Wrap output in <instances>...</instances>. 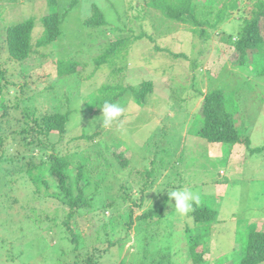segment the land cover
Masks as SVG:
<instances>
[{"label": "rangeland", "instance_id": "1", "mask_svg": "<svg viewBox=\"0 0 264 264\" xmlns=\"http://www.w3.org/2000/svg\"><path fill=\"white\" fill-rule=\"evenodd\" d=\"M71 1L58 0L60 14ZM149 1L78 0L63 34L43 55L23 61L11 59L0 28V86L7 93L0 134H8L0 144V264H239L250 230L264 221V152L198 132L205 93L222 88L243 137L264 145V45L248 51L246 64L234 63V43L255 0L235 7L234 0H194L201 20L213 22L225 11L216 26L172 20ZM94 5L106 23L86 24ZM0 6V25L33 15V36H40L48 0H0ZM260 28L264 35V18ZM114 42H121L118 51L98 65ZM62 58L77 61V70L60 77ZM145 80L153 89L139 101L131 87L139 90ZM117 85L125 90L112 103L124 111L105 128L93 96L108 97L101 88ZM68 111L64 133L37 131L44 115ZM53 155L70 159L72 180L80 165L89 172L83 199L90 203L73 213L51 195L61 192L50 170ZM173 190L199 194L192 209L215 208L217 219L201 224L191 210L180 214L175 199H167ZM163 204L162 215L141 217ZM196 235L202 243L193 250Z\"/></svg>", "mask_w": 264, "mask_h": 264}, {"label": "trees", "instance_id": "2", "mask_svg": "<svg viewBox=\"0 0 264 264\" xmlns=\"http://www.w3.org/2000/svg\"><path fill=\"white\" fill-rule=\"evenodd\" d=\"M193 1L194 0H150L148 4L159 10L165 17L179 21L181 23H188L192 21V23L196 24L197 26L202 24L216 26L217 23L224 18L225 11L220 10L217 12L213 22H210L208 19H199L195 11L198 8V5L197 3L194 4ZM48 2L49 9L48 11H45L44 15L41 17L43 31L40 36H36V38L33 36V29L36 26V18L33 15L12 24L0 25L1 29L3 27L5 29V41L7 43V50L9 51L11 59L23 61L33 54L43 55L45 49L63 34L62 24L68 14L71 13L72 9H74L78 4V0H72L62 15L60 14V11L57 7L58 0H48ZM238 2L239 0H234L233 6H238ZM249 8V16L245 18L244 25L242 26L237 40L234 43L236 51L239 52V56L234 60V63L238 65L246 64L248 61L247 53L249 50L262 49L264 45V35L260 28V23L262 18H264V0H255V2ZM3 11L4 9L0 6V20L3 18ZM94 11L95 12L85 21L86 24L100 25L106 23L105 16L97 5H94ZM193 31L195 33H200V35L207 33L206 28H194ZM120 43L121 42H114L111 44L105 54L96 59L97 64L101 65L102 63L109 61L108 57L112 53L118 51ZM57 65L58 75L63 77L75 72L77 70L78 62L73 61L71 58H62L57 61ZM153 85L154 84L151 80H145L139 90L134 87L131 88L136 99L139 101H144L146 95L153 89ZM118 89H120L119 85L101 88L100 91L104 93L109 91L107 93L108 97L99 98L98 96H93V105L96 107L100 106L99 108H101L102 111V106L105 101L112 103L119 95V92H117ZM114 90L115 92H113ZM124 90L125 89H122L121 93L124 92ZM5 95H7V93L3 90V87L0 86V105L3 106V108L0 107V113L3 112L1 116L4 115L6 110L3 102L6 100ZM21 100L18 101L16 105H18ZM201 113L203 125L200 126L198 132L207 140L212 142H224L228 144L245 142L250 153L264 152V145L254 146L252 145L249 136L243 137L242 132L236 124L234 112L228 109V103L224 89L214 88L208 90L205 93ZM31 119L36 125H40L38 117L32 116ZM41 120L44 124L42 127L38 128L37 131L39 133L48 134L51 131L64 133L67 129V123L70 120V112H55L46 114L41 118ZM32 129H35L34 126H31L25 131L30 132ZM97 133L98 132H95L91 135L84 133L83 137L93 139ZM7 135L8 134L4 136L0 134V144L3 143ZM117 155L122 157V153L121 155ZM123 160L126 161L124 158ZM70 165L71 161L68 157H59L57 155H53V160L50 164V170H52L57 176V181L60 185L61 192L52 193L51 195L60 198L62 203L68 204L73 213L80 207L90 203L89 200L83 199L84 187L89 183V172L83 170L82 165H80L77 177L72 180L70 173L66 172ZM147 172L150 173V171ZM37 178L40 179V177ZM44 182L47 186L50 185L48 180L44 179ZM75 186L79 189V193L76 195H74L73 192ZM167 199H169V196H167ZM110 204L111 203H109L108 206H110ZM164 207L165 204H163L159 209H151L146 213H143L141 217L143 219H147L148 217H154L155 215L160 216L162 215ZM72 213H70V216ZM189 213L194 216L195 221L200 222L201 224H209L218 217L217 209L208 206H197L196 204ZM66 224L68 225L71 233L75 236V226L73 224L71 225L69 221H66ZM131 224H133V220ZM199 236L200 235H196L195 242L191 245L193 250L194 246H198V244L202 243L201 240H198ZM72 241H74V243L76 242L75 240ZM244 246V253L241 255V261L239 264H259L264 261V221L260 225L256 224L252 227L249 232L248 240L245 242ZM201 252L202 251L197 253L198 260H201L202 258ZM88 264L94 263L89 262Z\"/></svg>", "mask_w": 264, "mask_h": 264}, {"label": "clouds", "instance_id": "3", "mask_svg": "<svg viewBox=\"0 0 264 264\" xmlns=\"http://www.w3.org/2000/svg\"><path fill=\"white\" fill-rule=\"evenodd\" d=\"M123 111L124 109L118 104L105 101L102 106L103 119L101 120V126L105 128L109 127L113 121H116L122 115ZM168 196L175 199V207L180 214H187L192 210L193 202L197 204L200 202L199 194L193 193L189 190H173L168 192Z\"/></svg>", "mask_w": 264, "mask_h": 264}]
</instances>
